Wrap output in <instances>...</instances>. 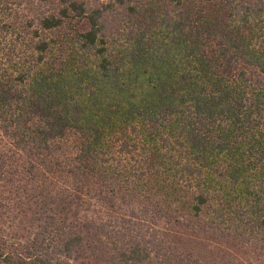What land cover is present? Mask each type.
<instances>
[{"label": "trees", "instance_id": "1", "mask_svg": "<svg viewBox=\"0 0 264 264\" xmlns=\"http://www.w3.org/2000/svg\"><path fill=\"white\" fill-rule=\"evenodd\" d=\"M0 207V264L264 257V0H0Z\"/></svg>", "mask_w": 264, "mask_h": 264}, {"label": "rangeland", "instance_id": "2", "mask_svg": "<svg viewBox=\"0 0 264 264\" xmlns=\"http://www.w3.org/2000/svg\"><path fill=\"white\" fill-rule=\"evenodd\" d=\"M28 207L29 206L24 205L22 207V210H15V215L17 218L14 222V224H16V227L13 228V232L18 239H25L33 230L32 226H30L28 223V219L31 217V209ZM0 210H2V207H0ZM22 211L24 212L22 213ZM1 229L5 230L7 228L4 224H2V221L0 219V230ZM220 249V254H226V258H229V264H264L263 254L258 256L257 258H253V256H247L244 254L242 249L238 247V244H236V242L223 243ZM222 259H224V256ZM83 261L84 264H97L87 263V261L85 260Z\"/></svg>", "mask_w": 264, "mask_h": 264}]
</instances>
